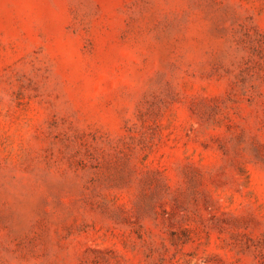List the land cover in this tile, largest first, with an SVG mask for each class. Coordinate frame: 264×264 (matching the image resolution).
I'll list each match as a JSON object with an SVG mask.
<instances>
[{"label":"rangeland","instance_id":"1","mask_svg":"<svg viewBox=\"0 0 264 264\" xmlns=\"http://www.w3.org/2000/svg\"><path fill=\"white\" fill-rule=\"evenodd\" d=\"M0 264H264V0H0Z\"/></svg>","mask_w":264,"mask_h":264}]
</instances>
